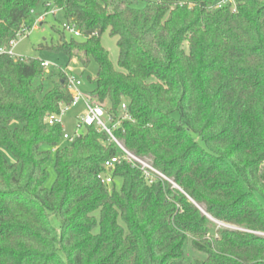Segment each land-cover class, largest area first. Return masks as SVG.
Listing matches in <instances>:
<instances>
[{"label": "trees", "instance_id": "16d2710c", "mask_svg": "<svg viewBox=\"0 0 264 264\" xmlns=\"http://www.w3.org/2000/svg\"><path fill=\"white\" fill-rule=\"evenodd\" d=\"M136 2L0 0V47L38 6L62 10L58 42L38 49L94 58L86 97L178 188L123 160L105 169L120 150L95 126L64 140L48 122L72 100L64 73L2 54L0 264H264V0Z\"/></svg>", "mask_w": 264, "mask_h": 264}, {"label": "rangeland", "instance_id": "374dc122", "mask_svg": "<svg viewBox=\"0 0 264 264\" xmlns=\"http://www.w3.org/2000/svg\"><path fill=\"white\" fill-rule=\"evenodd\" d=\"M148 1L156 0H137L133 6L135 9H143ZM43 15L46 16L41 19V22H37L38 18ZM64 22L65 20L62 10L55 8L52 5H49L46 8L44 6H38L33 9L27 18L25 32L16 39L13 52L17 57H22L24 59H39L49 63L51 66L45 69L49 73L54 72L57 75L59 72H64L66 69H69V71H72L73 74L81 79L82 84L80 88L83 95L86 96L87 92L92 88L87 77H94L97 69V61L94 58H90L88 65L83 67L75 58H72L69 61L68 57L63 53H53L47 50L38 49L40 44L51 45L58 42L59 35L53 31L51 27L56 26L58 29H61V24ZM64 34L66 39H69L71 36L68 32H64ZM101 44L107 49L111 63L115 68H118V48L116 46V38L109 36L107 32H105L101 36ZM56 75L44 80L45 91L49 90L52 82L58 80V76ZM85 112L82 102H79L75 107H70L60 117L63 133L70 137L79 133L83 127H78V119L81 115H84ZM47 170L48 178L46 180V186L49 187L55 178L53 160L49 161L47 164ZM116 185L119 187L120 181H117ZM50 221L54 226L58 224V219L55 217H51ZM214 222L219 226H228L216 221ZM229 227L234 228L233 226Z\"/></svg>", "mask_w": 264, "mask_h": 264}, {"label": "built area", "instance_id": "2783aa9c", "mask_svg": "<svg viewBox=\"0 0 264 264\" xmlns=\"http://www.w3.org/2000/svg\"><path fill=\"white\" fill-rule=\"evenodd\" d=\"M235 0H216L214 8L218 9L221 7L230 6L232 9H235ZM46 16L43 15L38 18L37 22H41L42 18ZM73 32L74 35L78 36L79 32H76L72 29L69 30ZM21 36V35H20ZM18 35V37H20ZM16 39H12L8 42L7 45L0 47V55L6 54L11 58H17L14 55L13 49L15 47ZM43 67L51 66L49 63L42 61ZM65 76V81L69 92L72 95V100L70 104L61 105L60 110L58 113L51 114L48 117V122L50 124L53 123H60V117L70 108L75 107L79 104V102L83 103L85 108V114L81 115L78 119V127L84 126H95L98 130L104 131L108 134L110 140L116 144L118 149L120 150V155L113 156L107 159L104 162V168L110 169L116 163L121 162L122 160L132 164V166L136 167L141 171L144 178L149 182H153L155 179L159 178L162 180H166L170 182L174 187L178 188L170 179H168L163 173H161L157 168L154 167L150 158L147 157H139L136 156L131 151L127 150L120 141H118L112 134L111 128L109 127V118L105 116V112L102 107L98 105H92L91 102L88 100L86 96L83 95L81 91V79L76 76L75 74L69 72V69L63 72ZM124 108V105L122 106ZM73 137V136H72ZM72 137L68 136L67 134L63 133L64 140H70ZM98 178L104 184H109L111 182V178L107 175H99Z\"/></svg>", "mask_w": 264, "mask_h": 264}]
</instances>
